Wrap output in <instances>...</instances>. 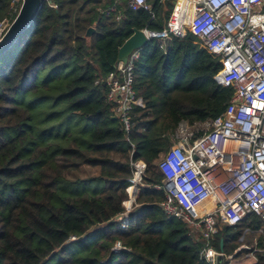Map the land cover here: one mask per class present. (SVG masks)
Listing matches in <instances>:
<instances>
[{
    "label": "trees",
    "instance_id": "trees-1",
    "mask_svg": "<svg viewBox=\"0 0 264 264\" xmlns=\"http://www.w3.org/2000/svg\"><path fill=\"white\" fill-rule=\"evenodd\" d=\"M147 1L152 12L116 0H55L57 8L45 2L0 56V264H207L200 257L206 240L162 211L164 191L155 187L178 123L226 112L233 88L216 80L220 57L190 32L151 39L135 63L145 108L134 109L130 136L107 86L96 85L115 70L135 29H166L177 0ZM12 2L0 0V22L17 17L20 6L13 12ZM132 159L148 168L123 228ZM260 230L264 220L250 215L219 225L210 243L234 258L243 245L260 249L256 264H264ZM118 242L128 251L115 252Z\"/></svg>",
    "mask_w": 264,
    "mask_h": 264
},
{
    "label": "built area",
    "instance_id": "built-area-1",
    "mask_svg": "<svg viewBox=\"0 0 264 264\" xmlns=\"http://www.w3.org/2000/svg\"><path fill=\"white\" fill-rule=\"evenodd\" d=\"M23 1L13 0L11 11ZM44 1L57 8L55 0ZM122 1L131 11L152 12L147 0L116 3ZM114 10L115 6L107 13ZM12 22L9 18L0 22V39ZM187 30L202 47L220 57L223 67L216 80L232 86L233 96L226 112L214 120L178 123L172 146L158 162L163 183L155 188L164 191L159 204L162 211L206 240L201 261L228 264L233 256L215 250L210 243L219 225L236 226L250 215L264 220V0H178L165 30L144 31L150 39L165 42L184 38ZM141 51L135 50L127 63H117L113 72L96 81V85L107 86V100L127 136L136 125L134 109L145 108L134 86ZM130 168L125 211L120 216L123 228L144 187L148 165L132 159ZM113 250L128 251L120 242ZM241 250L254 256L261 251L249 245Z\"/></svg>",
    "mask_w": 264,
    "mask_h": 264
},
{
    "label": "water",
    "instance_id": "water-1",
    "mask_svg": "<svg viewBox=\"0 0 264 264\" xmlns=\"http://www.w3.org/2000/svg\"><path fill=\"white\" fill-rule=\"evenodd\" d=\"M44 0H24L19 13L0 39V56L18 42L20 36L29 28L34 18L44 5ZM93 30V29H92ZM151 39L144 30H134V34L119 49L118 62L127 63L129 56L139 49H143Z\"/></svg>",
    "mask_w": 264,
    "mask_h": 264
},
{
    "label": "crops",
    "instance_id": "crops-1",
    "mask_svg": "<svg viewBox=\"0 0 264 264\" xmlns=\"http://www.w3.org/2000/svg\"><path fill=\"white\" fill-rule=\"evenodd\" d=\"M177 2H178V0H177ZM177 2H176V4H177ZM186 3V1H184V3H183V5ZM175 4V5H176ZM256 238H254V240H255ZM256 243V242H255ZM244 246V245H243ZM242 246V247H243ZM242 247L240 248V251H242L241 249H242ZM239 252V251H238ZM247 254V253H246ZM247 257H252V258H254V262L253 263H251V264H256V262H257V257H256V254H255V256L254 255H251V254H247ZM236 262V263H235ZM240 260H238V258H234V256L230 259V260H228L227 261V263L228 264H240Z\"/></svg>",
    "mask_w": 264,
    "mask_h": 264
},
{
    "label": "rangeland",
    "instance_id": "rangeland-1",
    "mask_svg": "<svg viewBox=\"0 0 264 264\" xmlns=\"http://www.w3.org/2000/svg\"><path fill=\"white\" fill-rule=\"evenodd\" d=\"M183 3H184V2H183ZM183 3H182V4H183ZM187 32H188V30H187ZM238 260L241 261L240 264H251V263L254 262V258H252V257H247L246 252H244V253L242 254V256L238 258ZM235 263H236V262H235Z\"/></svg>",
    "mask_w": 264,
    "mask_h": 264
}]
</instances>
